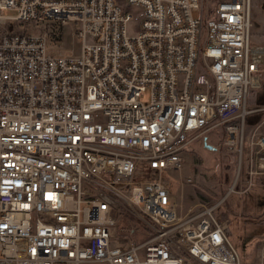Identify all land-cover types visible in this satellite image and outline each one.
<instances>
[{
	"label": "built area",
	"instance_id": "built-area-1",
	"mask_svg": "<svg viewBox=\"0 0 264 264\" xmlns=\"http://www.w3.org/2000/svg\"><path fill=\"white\" fill-rule=\"evenodd\" d=\"M124 1L0 0V264H264L230 243L223 200L181 216L164 176L216 129L241 174L264 74L251 0ZM44 22L72 25L79 56L52 55ZM259 129L229 193L261 169ZM124 217L144 227L117 234Z\"/></svg>",
	"mask_w": 264,
	"mask_h": 264
},
{
	"label": "rangeland",
	"instance_id": "rangeland-1",
	"mask_svg": "<svg viewBox=\"0 0 264 264\" xmlns=\"http://www.w3.org/2000/svg\"><path fill=\"white\" fill-rule=\"evenodd\" d=\"M116 1L120 4L125 3L124 0ZM214 1L205 0L206 8H210ZM130 9L133 12V22L129 25L128 31L130 34H133L139 29L142 20V10L136 7H131ZM4 15L12 17L15 15V12L6 11ZM197 16L198 12H195L194 17ZM251 23L252 44L264 46V0H251ZM40 27L49 36L51 34H63L62 41L56 48L48 41V47L52 55L60 53L64 57L79 56L81 42L73 37L75 31L72 25L60 28V26L54 23L44 22L40 24ZM260 82L261 89L251 91L250 94V96L254 94L259 100L264 95V74L261 75ZM194 135L196 134H192L190 138ZM221 135L222 130L216 129L190 143L183 153L182 169L179 172L166 173L164 176L170 183L171 192L177 196L178 202L181 205V216L187 214L192 209L196 210V208L199 209L201 206L216 204L225 197L224 202L222 201L223 206L218 208L216 217L226 223L228 229L227 236L240 258L241 256L248 257L250 251H254V253L256 252L255 256L248 263L255 262L259 250L264 245V222L260 224L254 223L253 219L259 213L264 214V208L262 211L257 207L252 209L250 204L246 208L247 202L244 197L247 196L229 193L234 185H239V189L243 188L246 180L243 173L244 155L242 158L241 174L238 175L236 170L237 157L224 146L223 140L220 138ZM205 143L207 146L213 147L214 150L207 149ZM187 179L191 180L190 184L186 183ZM262 196H264V193ZM261 200L263 202L264 198ZM234 223H237V225ZM118 227L121 229H117V234L134 228L141 230L144 226L131 218L124 217L123 222ZM235 227L243 231H241L243 234V236L241 234V249L237 247L239 235L234 230Z\"/></svg>",
	"mask_w": 264,
	"mask_h": 264
},
{
	"label": "crops",
	"instance_id": "crops-1",
	"mask_svg": "<svg viewBox=\"0 0 264 264\" xmlns=\"http://www.w3.org/2000/svg\"><path fill=\"white\" fill-rule=\"evenodd\" d=\"M263 108H264V95H263V97H261V100H259L258 97L256 98V96L254 94L251 96L249 95L248 109L251 111V114L247 116L246 123H245V131H246V138H247V141L245 143L247 144V147H245L244 162H246L248 160V157L250 155V150L248 147L249 135L256 128H260L259 130L264 134V111H262ZM220 138H222V135L220 136ZM255 151H256V149H255ZM247 193H249V194H247ZM247 193L244 194L245 196H247V197H244V198H246V202H247L246 208H248L249 204H250L252 206V209H255L257 207V208L261 209V211H262L264 208V200H263V202H261L262 201L261 199L264 198V196H262V194L264 193V161L261 162V169H259L258 174H256L255 177L253 178V186ZM224 198H223V200H224ZM181 211L182 210H180V215H181ZM191 211H194V210L192 209V210L188 211V213H190ZM253 220H254V223H259V224L263 223L264 222V214L259 213L258 215H255ZM234 224L237 225V223H234ZM234 230L237 231V233L239 235V244L237 245V247L239 249H241V242H242V236H243L242 232L243 231L240 228H236V227L234 228ZM241 234H242V236H241Z\"/></svg>",
	"mask_w": 264,
	"mask_h": 264
},
{
	"label": "trees",
	"instance_id": "trees-1",
	"mask_svg": "<svg viewBox=\"0 0 264 264\" xmlns=\"http://www.w3.org/2000/svg\"><path fill=\"white\" fill-rule=\"evenodd\" d=\"M221 206H223V203L221 204ZM121 223H122V222H121ZM255 253H256V252H255ZM255 253H254V251H250V255H249L248 257H243V256H241V260H242L243 262H249V261L252 260V258H254Z\"/></svg>",
	"mask_w": 264,
	"mask_h": 264
},
{
	"label": "water",
	"instance_id": "water-1",
	"mask_svg": "<svg viewBox=\"0 0 264 264\" xmlns=\"http://www.w3.org/2000/svg\"><path fill=\"white\" fill-rule=\"evenodd\" d=\"M204 142H206V140H204ZM205 146H206V148L209 149V150H214L213 147L211 148L210 146H207L206 143H205Z\"/></svg>",
	"mask_w": 264,
	"mask_h": 264
}]
</instances>
